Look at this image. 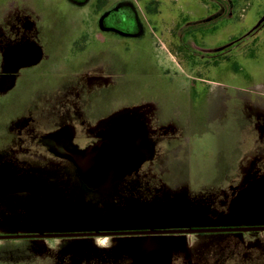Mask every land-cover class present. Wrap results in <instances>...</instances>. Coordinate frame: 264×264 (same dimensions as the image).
<instances>
[{"label":"rangeland","instance_id":"obj_1","mask_svg":"<svg viewBox=\"0 0 264 264\" xmlns=\"http://www.w3.org/2000/svg\"><path fill=\"white\" fill-rule=\"evenodd\" d=\"M21 1L0 0V24L6 17L4 10H16ZM159 1L158 12L150 17L154 33H147L153 41L144 46L135 42L131 53L122 54L125 65L118 68L123 75L116 82L119 88L92 94L87 113L88 122L112 113L123 120H144L151 135L163 133L164 154L156 165V176L148 179L129 174L105 191L93 192L84 188L70 165L38 153L29 158L28 167L13 172L12 190L0 196V236L37 230L81 234L93 230L224 228L229 218L224 206L227 184H238L242 175L224 174L223 169L264 172V158L258 153L261 141L248 144L249 131L252 137L264 135V0H229L232 8L226 18H207L200 11L197 27L193 23L199 20L192 10L198 0ZM25 2L39 18V25L58 29L59 24L79 22L83 17L97 34L95 15L68 5L60 9L50 0ZM209 11L211 15L213 10ZM15 94L12 91L0 97V105L11 102ZM30 104L26 111L36 123L56 119L38 100ZM16 111L7 117L25 110ZM5 158L0 150V167L6 165ZM198 166L206 173L200 174ZM212 167L219 168L220 174ZM5 174L0 173L3 194L12 182ZM24 190L36 194L21 192ZM227 237L164 236L169 247L162 249L168 257L164 255L160 262L232 264L231 258L239 254L243 264L264 262V234H245L243 242L257 240L240 242L237 247ZM141 238L0 240V264H130ZM194 239L195 243H190ZM244 251L249 252L245 259ZM145 257L141 254L140 264ZM148 258L152 260V255Z\"/></svg>","mask_w":264,"mask_h":264},{"label":"flooded vegetation","instance_id":"obj_2","mask_svg":"<svg viewBox=\"0 0 264 264\" xmlns=\"http://www.w3.org/2000/svg\"><path fill=\"white\" fill-rule=\"evenodd\" d=\"M22 1L16 10H4L6 17L0 24V97L16 91L11 102L0 105V150L4 151L5 161H7L4 167H0V173H6L5 177L10 176L12 179L10 187L6 189L4 194L0 193V196H6L12 190L15 183L13 172L28 167L29 158L38 156V153H45L73 168L68 160L59 155H64L68 151H85L88 148L109 149L110 144L123 148L127 146L125 141L130 142L128 146L132 150V155L138 156L141 161L139 166L130 174L142 175L148 179L155 177L156 170L159 169L156 165L160 164L164 154L162 143L165 136L163 133L151 135L144 120L129 118L123 120V118L113 116L112 113L88 122L87 113L90 110V96L92 94L113 92L114 90L110 89L119 88L116 82L123 75L118 68L125 65L122 54L131 53L133 48L137 46L135 42H142L144 46L153 41V37L151 38L150 34L148 37L147 33L154 30L155 24L151 22L150 17L158 12L160 1L50 0L53 5L59 6L60 9H64L68 5L77 8V11H86L85 15H95L97 34L83 17L79 22L67 25L59 24L58 29L53 28L50 24L39 25V18L34 14L32 7L26 2L24 3L27 0ZM206 1L198 0L194 5L192 14L198 20L200 17L196 14L200 11L203 12V15H208L207 18L217 17L219 19L229 16L232 8L229 0ZM200 2L207 6L199 7L197 3ZM204 7L206 10H203ZM209 10H213L211 15ZM200 24V20L194 22L193 27ZM114 69L118 71H114ZM70 95L72 99L69 100L68 96ZM37 100L41 106L45 105L47 109L52 110V116L56 119H52L47 124L44 122L36 123L31 120L28 111H26L27 106L30 107V102L34 104ZM59 109L62 112L58 113ZM13 110L25 111L7 117ZM102 121L105 122L104 126L99 124ZM151 121L154 124L152 118ZM230 122L227 124L228 126L231 125ZM77 127L80 128L79 131H77ZM131 133L133 135L127 138L124 136V134ZM249 137L248 144L253 140L261 141L262 149L258 153L260 154L259 158H264V135L256 134L252 137V133L249 131ZM218 150L219 153L224 152ZM223 150L225 149L223 148ZM246 151L253 153L248 149ZM196 168L200 174L206 173L204 167L198 166ZM223 170L225 171L224 174L242 175L238 184H227L224 202V206L229 212L227 226L213 228L227 231L172 235L223 234L230 236L227 239L230 240L233 247H237L245 243L243 242L245 234H264V172L254 174L252 168L240 167L224 168ZM212 171L215 174H220L219 168L212 167ZM26 193L36 194H33L32 190H26ZM149 230L163 231L164 229L147 228L110 232ZM35 234L36 231L25 235ZM118 236L143 237L137 241L136 252L138 253L135 254L134 260L130 264H140L139 260L142 254L140 252L146 245L156 246L159 254L163 252L162 248L169 247L168 239L164 238L167 235ZM25 239L45 240L53 238ZM256 240L257 238H253L245 244H252ZM189 241L193 243L196 240ZM240 242L242 243L239 244ZM51 248L55 249L54 246ZM248 253L247 251L242 252V258L245 259ZM240 255L231 256L232 261L230 260V263L243 264L242 260L239 261ZM229 259L230 255L226 257V261L228 262ZM143 260L148 261L146 257ZM180 264L186 263L183 261ZM195 264L202 263L197 262ZM252 264H264V262L254 261Z\"/></svg>","mask_w":264,"mask_h":264},{"label":"water","instance_id":"obj_3","mask_svg":"<svg viewBox=\"0 0 264 264\" xmlns=\"http://www.w3.org/2000/svg\"><path fill=\"white\" fill-rule=\"evenodd\" d=\"M131 134H124L127 138ZM117 143V142H116ZM121 148L115 144H110L108 148H88L83 151H68L61 158L68 160L75 171L80 183L89 191L102 192L112 187L125 176L134 171L140 164L138 156L132 155V150L128 146ZM95 149V150H94ZM26 192V190L21 191ZM225 229H186V230H149L142 232H97L82 234H44L42 230H37L35 235H10L0 236V240L25 239V238H60V237H84V236H118V235H172V234H204L221 233Z\"/></svg>","mask_w":264,"mask_h":264},{"label":"crops","instance_id":"obj_4","mask_svg":"<svg viewBox=\"0 0 264 264\" xmlns=\"http://www.w3.org/2000/svg\"><path fill=\"white\" fill-rule=\"evenodd\" d=\"M96 231H98V230H96ZM163 249H166V247H164ZM140 253H142V255H144V257L146 255H148L146 258L148 259L149 262L143 261L142 264H162L160 261L162 258H164V255H166L165 257H168L167 251H166V253H165V251H163V252H160V254H159L156 246L154 247V246H147L146 245V247L143 250H141ZM149 255H152V260L150 258H148Z\"/></svg>","mask_w":264,"mask_h":264}]
</instances>
